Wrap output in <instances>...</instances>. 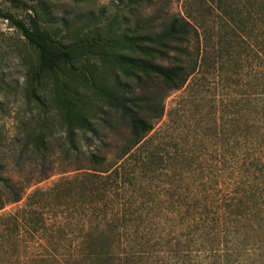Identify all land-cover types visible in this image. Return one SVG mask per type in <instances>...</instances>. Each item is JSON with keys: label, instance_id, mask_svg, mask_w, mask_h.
<instances>
[{"label": "trees", "instance_id": "trees-1", "mask_svg": "<svg viewBox=\"0 0 264 264\" xmlns=\"http://www.w3.org/2000/svg\"><path fill=\"white\" fill-rule=\"evenodd\" d=\"M4 1L11 9L33 10L23 0ZM219 4L226 24L215 51L207 50L210 41L203 23L195 26L181 16H171L159 30L138 16L131 28L124 23L126 18L119 22L110 19L106 29L95 28L57 50L38 30L36 12L30 16L29 26L12 12L0 9V20L37 53L41 72H54L61 65L93 57L108 61L118 74L115 83L102 92L112 124L126 131L121 142L104 146L107 154L89 153L81 174L27 195V210L13 220L8 233L29 234L30 246L27 252L21 250V259L13 264L264 261V0H238V19L231 11L234 3L219 0ZM92 15L88 14V20L94 23L97 18ZM192 37L197 46L188 52ZM233 56L238 60V100H229L223 107V158L208 166L212 173L220 172L218 179L195 166L202 160H191L194 150L201 153L204 149L202 141L198 148L176 144L178 150L172 151L165 142L153 146L148 136L161 120L170 92L179 91L202 68L211 65L213 69L210 62L214 58L224 57L226 67L217 69L226 76ZM171 59L174 63L159 64ZM35 75L24 70V87ZM156 83L157 90L147 92V85ZM131 86H138L143 93L136 94ZM35 90L30 89L28 99H38ZM60 104L68 116L66 143L58 147L65 158L61 162L77 164L76 131L97 136L98 130L85 115L69 112L73 102L63 98ZM101 122L118 139L116 127L109 120ZM211 123L216 124L214 118ZM22 141L12 166L20 171L29 168L32 179L23 183L3 176L5 165L0 162V210L19 202L31 183L45 180L53 172L54 162L48 159L55 147L47 138L27 134ZM202 172L205 177L192 181Z\"/></svg>", "mask_w": 264, "mask_h": 264}, {"label": "rangeland", "instance_id": "rangeland-1", "mask_svg": "<svg viewBox=\"0 0 264 264\" xmlns=\"http://www.w3.org/2000/svg\"><path fill=\"white\" fill-rule=\"evenodd\" d=\"M23 1L33 10L11 9L4 0H0V9L12 12L29 26L30 16H34L36 12L38 30L51 40L53 48L57 50L74 44L80 37L83 38L84 33L91 32L95 28L106 29L105 25L110 19L117 18L119 22L126 18L124 23L131 28L136 20L134 16H138L142 20L148 19L156 30H159L171 16H181L195 26L203 23L202 27L210 41L207 50L215 51L223 25L226 24L222 19L226 18V15L219 0ZM220 1L234 3L235 6L231 11L235 15L234 19H238V0ZM132 11L135 15L128 16V12ZM88 14H93L92 16L97 18L94 23L88 20ZM113 30L114 33L117 32L115 27ZM234 33L238 34V30L235 29ZM196 46L197 40L192 37L187 46L188 52L194 51ZM200 48L202 49L201 45ZM105 50L109 54L114 53L108 48ZM236 58L233 56L227 64L226 76L221 75L217 69V67L219 69L226 67V64H223L224 57L218 61L214 58V62H210L214 66L213 69L211 65L202 68L201 72L189 77L183 88L177 92H170L164 100L163 116L155 123L153 131L148 136H151L149 141L153 146L165 142L167 148L172 151L178 150L176 144L184 148H198L202 141L203 155L194 150V156L192 154L190 157L191 160H202V163L199 161L195 166H201L209 177L211 174L212 176L216 174L215 178H218L220 173L219 171L212 173L208 166L223 158L220 153L223 146L221 116L226 115L223 107L230 103L229 100L231 102L238 100ZM170 63L174 61L171 59L159 62L162 66ZM37 67V53L28 47L6 22L0 20V162L5 165L3 176L23 183L32 179L28 174L29 168L20 171L12 166L13 155L16 154L14 152L27 134H41L55 147V151L48 159L54 162L53 172L48 178L36 184L31 183L24 190L19 202L6 204L0 210V260H6L11 264L21 259L23 255L20 253L21 250L27 252L30 246L29 234H23L21 231L13 232L12 235L8 233L9 228H13V220L15 222L16 218L20 219L23 215L21 211L25 208L27 195L35 189L46 190L62 179L81 174L87 168L83 160H86L89 153L107 154L108 151L104 146L116 143L117 140L121 142L126 133L122 126L112 124L107 99L102 92V89H107L115 83L114 75L118 74L108 61H101L96 57L88 58L82 62L61 65L54 72H41ZM25 69L30 71L31 76L36 74L26 87L23 77ZM131 87L136 94L143 93L138 86ZM147 87V92L149 90L155 92L157 83L154 86L148 84ZM31 88L36 89L37 100L27 98ZM63 98L75 104L68 106L70 113L78 111L85 115L98 130L97 136L76 131V143L79 149L78 156L74 160L80 162L72 165L62 164L61 160L65 158L58 149L59 144L66 143L67 136V111L60 104ZM213 118L216 121L215 125L211 123ZM101 120H109L116 127L118 139ZM210 127H215V130H211ZM204 172L201 176H195L196 179L193 178L192 181L205 177ZM18 239L22 240V243L19 244ZM2 252L6 253L2 256ZM263 263L264 261L258 264Z\"/></svg>", "mask_w": 264, "mask_h": 264}]
</instances>
